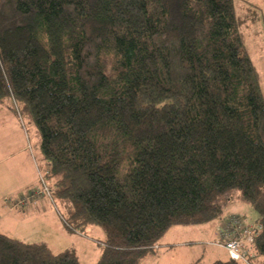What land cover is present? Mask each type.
Instances as JSON below:
<instances>
[{"label": "trees", "instance_id": "trees-1", "mask_svg": "<svg viewBox=\"0 0 264 264\" xmlns=\"http://www.w3.org/2000/svg\"><path fill=\"white\" fill-rule=\"evenodd\" d=\"M234 1L0 0V104L33 122L70 229L104 233L92 264H140L234 191L256 227L212 264H264V97ZM0 264L83 263L0 234Z\"/></svg>", "mask_w": 264, "mask_h": 264}, {"label": "rangeland", "instance_id": "rangeland-1", "mask_svg": "<svg viewBox=\"0 0 264 264\" xmlns=\"http://www.w3.org/2000/svg\"><path fill=\"white\" fill-rule=\"evenodd\" d=\"M234 7L236 17L241 20L243 44L258 73L264 97V0H235ZM18 107L12 100L0 104V192L4 194L10 192L9 188H23L29 183L23 177L24 172L27 175L30 173L28 161L23 157V148L32 159L30 163L33 162L31 165L37 178L36 186L42 188L41 179L47 185L52 184L46 176L48 165L40 150L39 133L30 118L16 112ZM4 168L5 172H2ZM20 193L22 196L16 198L17 203L21 199H28L31 192L25 190ZM12 208L15 209L10 211L6 205L0 204V234L24 243H45L53 253L71 249L80 262L96 261L100 251L98 242L104 240V233L93 225L70 229L66 223V209L52 192L51 198H34L26 207ZM231 216L241 221L239 228L243 226L252 231L256 227V213L242 200L240 193L234 191L232 201L224 206L220 218L192 227L172 226L169 233L164 235L165 241L170 242L162 244L160 239L159 244L162 245L159 250L147 253L140 264H212L216 259H224L226 251L210 243V234H215L223 218L227 220ZM181 227L196 231L179 229L178 235L174 236L173 232ZM186 234L189 235L186 237ZM185 254L189 256L184 258Z\"/></svg>", "mask_w": 264, "mask_h": 264}, {"label": "built area", "instance_id": "built-area-1", "mask_svg": "<svg viewBox=\"0 0 264 264\" xmlns=\"http://www.w3.org/2000/svg\"><path fill=\"white\" fill-rule=\"evenodd\" d=\"M42 188L34 187L30 190L29 198L28 199H21L19 202H14L13 205L15 206H23L26 207L29 202H31L34 198H51L50 190L45 182L41 179ZM235 216L229 217L221 226L219 237L220 240L217 244L222 247L228 257L233 260H237L241 257L242 251V244L244 240L251 241V230L249 228L240 227L241 221L234 219ZM241 220V219H240ZM239 221V222H238ZM244 234V235H243Z\"/></svg>", "mask_w": 264, "mask_h": 264}, {"label": "crops", "instance_id": "crops-1", "mask_svg": "<svg viewBox=\"0 0 264 264\" xmlns=\"http://www.w3.org/2000/svg\"><path fill=\"white\" fill-rule=\"evenodd\" d=\"M18 131H19V129H18ZM23 151L25 152V155L23 156V157H25V160L26 161H28V165H29V175H27L25 172L23 173L24 174V181H26V180H28V184H25L24 185V187L23 188H9V190H10V192L8 193V194H4V192H0V204H4V205H6L7 207H8V209H10V211L12 210V209H15V208H12L13 206L14 207H18V206H15V205H13V202H15L17 199L16 198H19V197H21L22 195V193H20V192H25V190H27V191H30V190H32V188L33 187H35L36 186V182H37V178H36V174H35V171L32 169V165H31V163H33V162H31L30 163V161H32V159H31V157L27 154V152L25 151V149L23 148ZM5 169L6 168H4V170H2V172H5ZM22 183V182H21ZM5 190V188H3L2 189V191H4ZM20 193V194H19ZM2 194V195H1ZM4 194V195H3ZM17 194V195H16ZM14 196H15V199H12V198H14ZM7 201V202H6ZM220 223H221V221H220ZM218 224V227H217V230H215L214 231V233L215 234H210V243L212 244V245H214L215 247H217L218 249H222V251H223V248L222 247H220L217 243L220 241V239H219V231H220V229H221V226H222V223L221 224ZM175 227V226H174ZM189 227H192V226H189ZM171 229V228H170ZM170 229L168 230V231H170ZM179 229H182L181 231H191V232H194V231H196V229H194V230H190V229H188V228H185V227H181V228H177V230H175L176 232H173V235L174 236H177L178 235V233H179ZM211 230V229H210ZM166 232V233H169V232ZM208 232H209V230H208ZM164 234V235H167V234ZM162 236V244H168V242H170V240L169 241H165V236ZM169 235V234H168ZM189 234H186V237L188 236ZM214 235H215V237H214ZM212 238H214L215 240H212ZM102 241H99L98 243H101ZM162 244H159L158 243V247L156 248L157 250H159V248H160V246L162 245ZM100 252H101V249H100V251H99V253L98 254H100ZM164 255H166L167 256V252H165L164 253ZM225 255H226V252H225ZM189 256V254H185L184 255V258L185 257H188ZM98 257H99V255H98ZM98 257H97V259H98ZM198 258V257H197ZM227 258V255H226V257L224 258V259H216L215 261H217V260H225ZM96 259V260H97ZM193 259V258H192ZM95 262V261H94ZM83 264H92V263H89V262H87V261H83L82 262Z\"/></svg>", "mask_w": 264, "mask_h": 264}]
</instances>
